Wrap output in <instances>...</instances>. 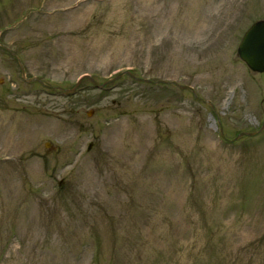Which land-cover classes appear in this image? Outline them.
Returning <instances> with one entry per match:
<instances>
[{
    "label": "rangeland",
    "instance_id": "374dc122",
    "mask_svg": "<svg viewBox=\"0 0 264 264\" xmlns=\"http://www.w3.org/2000/svg\"><path fill=\"white\" fill-rule=\"evenodd\" d=\"M260 19L0 0V264H264V71L237 53Z\"/></svg>",
    "mask_w": 264,
    "mask_h": 264
},
{
    "label": "water",
    "instance_id": "95a60500",
    "mask_svg": "<svg viewBox=\"0 0 264 264\" xmlns=\"http://www.w3.org/2000/svg\"><path fill=\"white\" fill-rule=\"evenodd\" d=\"M237 53L252 71L264 70V19L257 20L248 27L237 47ZM93 83L98 85L94 81ZM177 85L180 88L189 87Z\"/></svg>",
    "mask_w": 264,
    "mask_h": 264
}]
</instances>
